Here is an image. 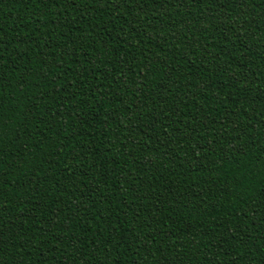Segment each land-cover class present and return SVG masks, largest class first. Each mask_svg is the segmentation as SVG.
Returning a JSON list of instances; mask_svg holds the SVG:
<instances>
[{
	"label": "trees",
	"instance_id": "obj_1",
	"mask_svg": "<svg viewBox=\"0 0 264 264\" xmlns=\"http://www.w3.org/2000/svg\"><path fill=\"white\" fill-rule=\"evenodd\" d=\"M0 264H264V0H0Z\"/></svg>",
	"mask_w": 264,
	"mask_h": 264
}]
</instances>
